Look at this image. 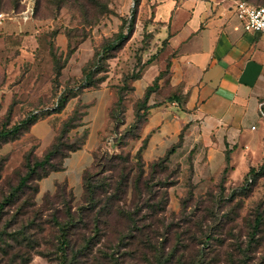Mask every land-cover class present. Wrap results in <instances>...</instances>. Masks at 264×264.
<instances>
[{"label": "rangeland", "instance_id": "obj_1", "mask_svg": "<svg viewBox=\"0 0 264 264\" xmlns=\"http://www.w3.org/2000/svg\"><path fill=\"white\" fill-rule=\"evenodd\" d=\"M241 1L264 6V0ZM150 9L147 0L137 4L134 0H0V130L32 114L38 116L34 125L16 137L0 140V204L24 176L28 162L41 159L54 138L60 139L62 155L81 140L86 126L65 132L64 123L75 109L78 120L92 105L96 108L94 89L99 87L111 89L113 95L120 91L123 100L115 107L112 96L96 166L90 171L108 191L111 174L99 160L123 153L129 156V167H134L131 175L135 173L134 155L140 141L129 139L136 132L124 129L144 87L165 69L168 58L159 29L149 25ZM132 11V35L101 61L93 75L94 87L81 88L82 69L115 38L120 19L127 21ZM57 67H61L60 75L55 78ZM102 78L105 81L97 83ZM61 95L68 98L58 109ZM160 97H164L161 92ZM62 155L51 164L59 165ZM229 157L224 181L220 172L225 163L219 169L220 164L210 166L203 161L196 168L193 155L182 162L169 159L163 164L166 170L156 168L153 173L144 161L143 179L151 184L153 194L165 195L155 216L158 222H148L150 211L142 205L136 225L141 230L150 227L153 237H129L119 244L110 232L127 221L110 217L106 224L81 209L84 200L79 185L59 193L53 189L44 198L39 184L31 182L0 211V264H157L156 254L168 259L164 264H264V221L252 237L256 214L264 220V171L244 188L248 170L259 171L264 164V137L260 147L236 146ZM131 198L129 190L127 205ZM69 215L79 221L67 230L69 245L63 257L57 222H66ZM95 225L103 227L99 236H92ZM132 253H140L138 260Z\"/></svg>", "mask_w": 264, "mask_h": 264}, {"label": "crops", "instance_id": "obj_2", "mask_svg": "<svg viewBox=\"0 0 264 264\" xmlns=\"http://www.w3.org/2000/svg\"><path fill=\"white\" fill-rule=\"evenodd\" d=\"M149 3L158 35L167 39L164 52L171 62L169 73L159 82L160 92L179 95L181 103L171 102L150 112L140 129V139H146L143 160L162 157L178 142L185 125L182 144L171 161H186L192 151L196 168L204 161L210 166L220 164V169L224 151L236 146L260 147L264 137V35L244 31L235 0ZM94 93L98 103L86 115L84 145L65 159L62 171L41 180V192L52 191L55 183L62 182L72 189L81 187L82 172L92 164V152L101 143L114 96L106 87Z\"/></svg>", "mask_w": 264, "mask_h": 264}, {"label": "trees", "instance_id": "obj_3", "mask_svg": "<svg viewBox=\"0 0 264 264\" xmlns=\"http://www.w3.org/2000/svg\"><path fill=\"white\" fill-rule=\"evenodd\" d=\"M149 3V0H147ZM236 2H245L250 4L246 1L235 0ZM139 0H134V3L137 4ZM252 5V4H251ZM254 6V5H253ZM262 6V5H259ZM256 6V7H259ZM152 11L150 9V26H157L156 23L152 21ZM135 17L134 11L129 16V19L126 21L125 19H120V31L116 34L115 38L105 43L102 48L97 51L91 61H89L84 68L82 69V77H81V88H91L94 87L93 82V75L95 72H98L99 64L101 61L109 56L110 52L116 51L121 48L123 43L132 35L133 32V19ZM124 22V24L122 23ZM126 26V27H125ZM125 32V33H124ZM162 44L167 46V39L162 41ZM171 66L170 59H167L165 64V69L159 71L158 74L152 79L151 84L147 85L143 96L141 99H138L134 105L133 112H132V120L131 122L125 127V133L135 131V135L130 136L129 139H136L140 141L139 147H137L134 155V159L136 160V168L135 173L131 175L133 168L132 166L129 167V156L127 154L119 153L115 155H105L101 157L99 162L100 165L106 172L111 174L110 182L111 184L107 185L109 187L108 191H104V187L102 186L105 183H99L97 181V174L91 173V168L95 167L96 164L94 163L95 159L97 158V151L92 152L93 161L92 164L83 170L81 175V188H82V196H83V207L81 209L87 210L88 213H92L93 216L97 217V220H102L106 224L110 217L120 218L121 220H126L127 225L119 226V229H115L110 233L117 238V244L121 243L124 239L131 237V239H135L139 237H146L151 239L153 234L151 233V228L148 226H144L141 230V226L136 225L135 217L137 213L139 214L142 210V205L148 208L150 211L146 219L149 223H157L158 219L155 218L157 215V211L160 210L159 202H163L165 195H156L153 194L151 191V184L147 182V179H143L145 175L144 169V160H143V151L146 146V139H140V129L143 123L147 120L148 115L153 109L159 108L165 104H169L171 102H178L181 103V98L177 94H169L164 97H160V80L165 76L166 73H169ZM61 67H57L55 70V78H58L60 75ZM137 79V78H135ZM105 78H102L97 83H103ZM102 87L95 88L94 90H99ZM116 101L113 103L115 107H120L122 104L123 97L121 92L118 91L116 94L114 93ZM67 95H61L58 99L57 108L61 109L64 106L65 101L67 100ZM155 98V100H152ZM152 100V101H151ZM87 108V107H85ZM110 111V109H109ZM107 116H109V112ZM86 112L81 114L77 120L78 111L75 109L70 116L67 118V121L64 123L65 132H70L79 126H85L84 121L82 119L83 116H86ZM77 120L78 122H74ZM38 121L37 114H32L27 118L22 119L18 123L10 126L9 128H2L0 130V140H8L16 137L22 130L27 129L29 126L34 125ZM120 124V123H119ZM187 125H185L179 136L178 142L171 146L162 157H159L153 161L148 163V167L151 173L156 172V168H160L162 170H166L167 168L164 167L163 164L169 162L170 156L175 152L176 148L180 147L183 141V133ZM84 134L82 135L81 140L69 148L66 153L62 155L61 147H60V139L54 138V141L48 148V150L43 154L41 159H34L32 162H28L27 164V171L23 177L20 178L18 184L12 187L9 191V194L4 198L2 204H0V211L3 209V206L6 203H10L16 198L19 192H22L25 188H27L28 184L31 182H35L39 184L41 180L48 177V175L52 172L62 171L64 169V161L66 158L69 157L70 154L79 150L85 143L88 130L87 128L84 129ZM118 146L123 147V143L116 142ZM62 155L61 163L57 166H53L51 163L52 161L58 156ZM230 151H224L225 155V165L221 169V180L224 181L225 176L229 171V157ZM192 156V151L189 154V157ZM161 163V164H159ZM264 171V164L260 167L259 171H256L254 168H250L245 175V185L244 188H247L252 185L253 182L257 179V177ZM96 180V181H95ZM34 194H37L39 189L38 186L35 185L33 187ZM55 191H71L70 188L65 182L62 183H55L54 185ZM129 190H132V198L130 200V204L127 205V196ZM143 191V192H141ZM50 192L44 193V198L48 197ZM144 195L143 198H140ZM55 198L57 195L55 194ZM158 198V199H157ZM157 200V201H155ZM151 201H154L150 204ZM140 203V204H139ZM158 203V205L156 204ZM139 204V205H138ZM56 221V220H54ZM77 221L72 215H69L68 219L64 223H58L57 227L60 233L59 236V251L63 257L67 253V247L69 245V240L67 238V230L71 227H74ZM263 216L261 214H256L253 225H252V237H254L259 231L263 224ZM151 224V226H152ZM133 228V229H132ZM103 227H99L97 225L94 226L92 229V236H99L101 235ZM136 232H138L136 234ZM105 234V232H103ZM136 234V235H135ZM157 253V251H156ZM132 258L137 259L140 256V253H132ZM154 259L157 264H164L168 259L164 258L159 254L154 256Z\"/></svg>", "mask_w": 264, "mask_h": 264}, {"label": "built area", "instance_id": "obj_4", "mask_svg": "<svg viewBox=\"0 0 264 264\" xmlns=\"http://www.w3.org/2000/svg\"><path fill=\"white\" fill-rule=\"evenodd\" d=\"M235 11L244 31L264 35V6L256 7L245 2H236ZM1 18L0 14V21Z\"/></svg>", "mask_w": 264, "mask_h": 264}]
</instances>
